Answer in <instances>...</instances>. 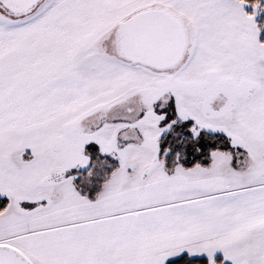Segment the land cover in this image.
Masks as SVG:
<instances>
[{
  "label": "snow or ice",
  "instance_id": "6c2138e0",
  "mask_svg": "<svg viewBox=\"0 0 264 264\" xmlns=\"http://www.w3.org/2000/svg\"><path fill=\"white\" fill-rule=\"evenodd\" d=\"M0 264H264V0H0Z\"/></svg>",
  "mask_w": 264,
  "mask_h": 264
}]
</instances>
